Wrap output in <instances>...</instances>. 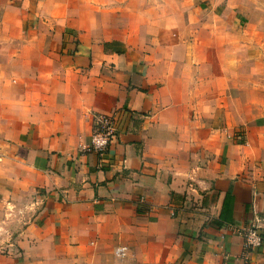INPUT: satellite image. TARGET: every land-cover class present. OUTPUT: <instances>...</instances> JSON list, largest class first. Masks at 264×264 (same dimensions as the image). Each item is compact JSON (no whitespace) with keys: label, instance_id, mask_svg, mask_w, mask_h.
Wrapping results in <instances>:
<instances>
[{"label":"crops","instance_id":"crops-1","mask_svg":"<svg viewBox=\"0 0 264 264\" xmlns=\"http://www.w3.org/2000/svg\"><path fill=\"white\" fill-rule=\"evenodd\" d=\"M33 33L0 42V264H109L113 243L164 264H264V147L240 163L221 111L188 108L162 64ZM96 113L118 118L102 154ZM253 225L263 243L244 250Z\"/></svg>","mask_w":264,"mask_h":264},{"label":"rangeland","instance_id":"rangeland-1","mask_svg":"<svg viewBox=\"0 0 264 264\" xmlns=\"http://www.w3.org/2000/svg\"><path fill=\"white\" fill-rule=\"evenodd\" d=\"M180 2L0 0V42L7 31L17 49L35 30L28 37L31 42L53 46L62 41V53L71 46V56L87 41L135 58L138 66L162 64L169 70L162 80L167 81L166 74L173 77L170 88L185 94L188 108L221 111L214 117L217 130L223 140L232 135L242 163L252 150L264 147V0H205L200 9ZM165 44L171 48L168 53ZM110 245L109 264H118L114 259L119 264H164L155 252H143L146 260L134 245ZM118 247L125 248L122 259L114 255Z\"/></svg>","mask_w":264,"mask_h":264},{"label":"built area","instance_id":"built-area-1","mask_svg":"<svg viewBox=\"0 0 264 264\" xmlns=\"http://www.w3.org/2000/svg\"><path fill=\"white\" fill-rule=\"evenodd\" d=\"M92 129L90 134V146L99 153H105L117 134L118 118L116 115L96 113L91 116ZM259 219H255L258 223ZM244 250H253L263 243L262 236L256 226H249L241 230ZM114 255L118 259L125 257V248L118 247L114 250Z\"/></svg>","mask_w":264,"mask_h":264},{"label":"trees","instance_id":"trees-1","mask_svg":"<svg viewBox=\"0 0 264 264\" xmlns=\"http://www.w3.org/2000/svg\"><path fill=\"white\" fill-rule=\"evenodd\" d=\"M64 46H65V45L63 44V45H62V49H63ZM226 196H227V195H226Z\"/></svg>","mask_w":264,"mask_h":264}]
</instances>
